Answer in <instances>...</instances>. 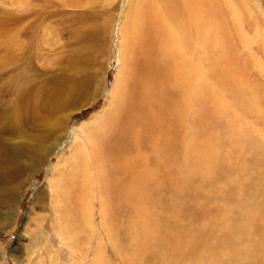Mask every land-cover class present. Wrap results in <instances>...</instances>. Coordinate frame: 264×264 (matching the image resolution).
I'll return each mask as SVG.
<instances>
[{
    "label": "bare ground",
    "instance_id": "obj_1",
    "mask_svg": "<svg viewBox=\"0 0 264 264\" xmlns=\"http://www.w3.org/2000/svg\"><path fill=\"white\" fill-rule=\"evenodd\" d=\"M240 3L131 2L121 31L123 62L109 104L92 126L82 128L81 137L73 138L67 154H58L47 182L50 225L71 253V264H110L103 239L114 244L123 264L151 248L157 264H264L254 256L264 245V141L259 138L264 61L240 53L239 43L247 48L252 42L240 27ZM135 53L146 58L132 62ZM250 64L259 70L260 81L247 77ZM62 106L51 107V113ZM57 126L38 127L37 133L44 136ZM28 134L21 133L20 144L43 149V139L31 140ZM247 155V165L258 170L253 192L230 166L240 170ZM223 160L230 165L217 180L213 173ZM195 175L199 182L210 179L211 191L224 184L234 191L199 225L168 228L162 221L179 215L182 191L193 185ZM164 186L172 192L161 216L153 207L161 204L156 195ZM208 227L222 237L205 232ZM207 249L213 251L196 261L197 251Z\"/></svg>",
    "mask_w": 264,
    "mask_h": 264
},
{
    "label": "rangeland",
    "instance_id": "obj_2",
    "mask_svg": "<svg viewBox=\"0 0 264 264\" xmlns=\"http://www.w3.org/2000/svg\"><path fill=\"white\" fill-rule=\"evenodd\" d=\"M132 1L0 0V264H71V253L50 225L52 204L47 182L58 154H67L73 138L81 137L82 128L92 126L109 104L123 62L121 31ZM240 1V27L243 35L252 39L249 48L238 44L240 53L242 57L251 53L264 61V0ZM141 55L135 53L129 60L146 58ZM258 72L251 66L247 77L260 81ZM61 103L62 108L51 113L50 108ZM51 123L58 124L57 129L39 137L37 128ZM25 131L31 140L43 139V149L22 146L19 138ZM259 134L264 141V130L260 128ZM248 158L250 155L244 156L240 170L220 161L213 178L223 179L230 165L240 171L246 190L253 192L258 170L250 169ZM197 178L193 176V185L182 191L181 214L162 221L168 228L194 227L218 205L225 206L224 198L234 191L233 185L226 184L218 192L211 191L210 179L199 182ZM168 188L164 186L156 195L161 204L153 208L159 215H163V201L170 199ZM94 218L98 222V216ZM121 225L125 231L126 219ZM204 230L222 237L212 227ZM103 241L110 264H123L114 244ZM235 242L243 244L241 239ZM257 249L259 254L254 256L264 263V245ZM211 251L198 250L202 254L195 260ZM131 264H157L156 249H149Z\"/></svg>",
    "mask_w": 264,
    "mask_h": 264
}]
</instances>
